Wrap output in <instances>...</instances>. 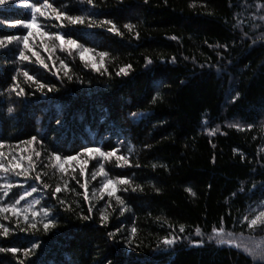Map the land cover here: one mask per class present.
Segmentation results:
<instances>
[{"label":"trees","instance_id":"trees-1","mask_svg":"<svg viewBox=\"0 0 264 264\" xmlns=\"http://www.w3.org/2000/svg\"><path fill=\"white\" fill-rule=\"evenodd\" d=\"M41 2L8 0L0 6V38L26 35L28 30L16 22L29 20L27 5ZM48 2L69 16L91 8L80 0ZM93 3L92 18L97 24L112 21L117 33L107 31L109 25L73 26L67 20L61 27L53 17L37 14L41 27L32 29L29 48L47 68L31 51H26L30 60L17 59L22 45L15 41L0 47L4 162L15 156L27 168V142L37 138L28 177L0 173V183L15 185L0 206L13 203L31 186L38 188L17 205L22 210L32 205L25 214L36 229L23 216L17 223L4 213L8 219L0 217V223L10 234H0V247L39 245L27 257L22 250L0 252V264H264L247 247L219 244L213 231L222 227L232 236L264 240V232L243 220L264 212V11L257 12L264 0ZM41 32H61L91 51H69L67 45L61 51L59 41ZM100 52L108 55L101 58ZM128 65L127 75H117ZM25 71L56 90L41 93L23 76ZM17 83L25 95L8 91ZM84 147L118 151L101 160L82 154ZM52 153L81 154L61 173ZM117 156L127 157L131 166H118L123 162ZM101 164L107 179L130 182L116 185L123 205L100 191L106 179ZM37 175L40 180L34 179ZM85 179L88 199L81 187ZM57 186L60 193H55ZM49 219L55 227L45 232L43 223ZM165 237H175L176 243L164 245Z\"/></svg>","mask_w":264,"mask_h":264},{"label":"snow or ice","instance_id":"snow-or-ice-1","mask_svg":"<svg viewBox=\"0 0 264 264\" xmlns=\"http://www.w3.org/2000/svg\"><path fill=\"white\" fill-rule=\"evenodd\" d=\"M80 2L82 4L91 6V8H88L87 10H85L84 14L71 15V16H69L65 12H62L59 9L53 7V5L48 2V0H42L41 3L28 4L27 7L31 9L30 19L27 21L16 22L18 25H22L24 28H26L28 30L27 34L24 36L13 35V36H7V37L0 38V47L5 46L6 43L11 44L13 41H15V42L22 45V48L19 49V51H18V56L16 57L17 59H19L21 61L30 60V57L28 55H26V51H31V55L36 57L39 64L43 65L44 68H47L48 65L45 63V61L43 59L40 58L39 54L35 51H32L29 48V37L32 36V34H33L32 29L41 27V25H39L37 23V14H39V16H41V17H49V16L53 17L55 20L61 22V27L63 26V21L67 20L68 24L73 25V26L87 24V26L91 28V27H96V26L102 27L104 25H109V27L107 28V31L114 32V33L118 32L116 25L112 21L102 20L99 22V24H97L96 21L92 18L94 15H96V12L94 11L95 5L93 3V0H80ZM6 3H8V0H0V6L5 5ZM89 12H91V15L88 14ZM124 27L131 30L133 26L131 24H125ZM41 35L49 36V39L54 40V41H59L60 42L59 46L61 48V51L66 50L64 45L68 46L67 50H69V51L71 49H80V50H82V52L91 51V49L84 48L82 45H80L76 39H72L70 36L68 38H66L65 35L61 32H56V33H52V34H49L47 32H41ZM137 37H138V33H137ZM175 38L176 37H173V39H175ZM261 38L264 39V36H262ZM45 51H48V49L46 48ZM98 55L101 58H103V57L107 56L108 53L100 52ZM81 58L83 59V56H81ZM49 59H51V57H49ZM173 59H175V58H173ZM148 63L150 64L151 60H149ZM61 64L63 65V61H61ZM63 67L65 69H67V65H63ZM93 67H95V65H93ZM130 67H131V65H128L125 68H121L120 72L117 73V75H127L128 74L127 69ZM22 74L28 81H33L34 83H36L38 85V91H40L41 93H44L45 95H46V93L44 92L45 89H47V92H53L56 90L54 85H48V84L40 83L39 81H34V78L32 76H30L27 71L23 72ZM65 75L68 76L67 71H65ZM68 79L70 80V79H72V77L68 76ZM13 80L15 81V77H13ZM18 88H19V85L17 83V84H14L13 86H11L8 91L15 93V95L17 97L25 95L24 89L19 88V90H17ZM7 111L9 114H11V113H13L14 109H13V107H8ZM132 115L135 116L136 114L133 113ZM56 123L60 124V121L57 120ZM36 139L37 138L35 136H33V137H31V139L27 143L32 144V143L36 142ZM3 147H4L3 143H0V149H2ZM117 151H118V149H112L111 151L106 152V151H102V149L100 147H84L81 150L82 154H87L89 157H91L93 159H95L97 156H99L101 158V160L116 156ZM80 154L81 153H78L77 155H67V156L62 157L60 154L52 153L51 158L54 159V161H55L54 167H57L61 173H64L66 171L64 168V165L67 164L69 161L77 160L78 156ZM35 155L37 157H39L40 153L36 152ZM4 158H5V153L3 151H0V173L5 174L4 178H7L8 174L14 175L15 177H21V176L28 177L29 172L34 170V165L32 163V157L31 156L27 157V160L29 162L27 168H22L20 161L16 160L15 156H13L12 160L7 162V163L4 162ZM116 159L118 161L123 162L122 164H118V166H120V167L131 166L129 160L125 156H117ZM86 163L87 162H85L84 166H82L80 169V174L82 176L85 175ZM137 167H139V165H137ZM99 171L102 175H104L106 177L104 183L101 186L100 191L106 192L109 197L115 196L117 202L120 205H123L124 201L119 196H116V192H117L116 185H127L130 182L126 178H120L117 180L107 179V173L104 172L102 164L100 166ZM96 175H97V173L93 172L92 173V179H95ZM34 179L40 180V176L37 175V176H35ZM73 179H75V177H73ZM76 182H77V184H79V180H77ZM13 187H15V185L11 182L0 183V194H2V195H0V201H2V199L4 197L9 196V193L11 192ZM44 187L47 188L49 186L47 184H45ZM81 187H83L85 189L84 199H88V196H87L88 180L87 179H85V182H84V184L81 185ZM37 191H38V188L36 186H31L29 191H26V192L20 194L19 198L15 199V201L13 203L0 206V217H3V219H8V217L4 216L3 214L4 213H11L12 216L17 218V223H19L20 217L23 216L24 222L26 224H29L28 215L25 213L28 211V209L31 208L32 205L31 204L27 205L23 210L18 208L17 205H20L21 201H24L26 199V197H31L33 195V193H36ZM61 191H62L61 187L57 186L55 188V193H60ZM124 191H127V188H124ZM133 191H135V189H133ZM187 191L191 192V189H187ZM193 195H194V193H193ZM33 203H39V201L34 200ZM61 203H63V201H61ZM124 210L125 209H123V208L121 209V215L123 214ZM88 211L89 212L92 211L91 206H89ZM45 214L47 215V209H45ZM31 215L33 217H35V216L39 215V213L32 212ZM84 218L88 219L89 217H84ZM262 218H264V212H261L259 214V216L255 217L251 220H249L247 216H244L243 220L247 221L248 228L254 229V230L259 229L261 232H264V220H262ZM107 219H108V217L106 215L101 216L102 222L107 221ZM29 226L32 229H36L37 224L33 222V223H30ZM53 227H55L54 219H49V220H47V222L43 223V229L45 230V232H47L50 228H53ZM24 230L27 231V229H24ZM179 230H180V232H184V227L181 226ZM136 231L137 230L135 227H133L131 229V233L133 235H135ZM213 231L216 233V236L219 238L218 239L219 244L228 243L227 239H223L220 237H224L226 235L230 239L232 236V233L226 234L222 227L219 230L213 229ZM0 234H2L4 237H7L10 234V229L8 227H6L4 224L0 223ZM196 234L198 236L201 234L199 228L196 229ZM109 235H111V233H109ZM175 243H176L175 237H172L171 239L165 237V239L163 240V244L166 246H172ZM37 247H39L38 244H33L31 248H24V249H20V248H16V247H13V248L0 247V252H11V253L15 254L18 251L22 250L24 255L27 257L33 251V249H35ZM237 247H238V245H237ZM249 251H250V254H252V255L259 254L260 258L264 259V246L258 245V246H256V249L249 250ZM21 264H22V262H21Z\"/></svg>","mask_w":264,"mask_h":264},{"label":"rangeland","instance_id":"rangeland-1","mask_svg":"<svg viewBox=\"0 0 264 264\" xmlns=\"http://www.w3.org/2000/svg\"><path fill=\"white\" fill-rule=\"evenodd\" d=\"M264 11V8H261V6H257V12L258 14H262ZM263 19V18H262ZM33 144H30L27 148V153L26 156H32V151H33ZM227 234V233H226ZM216 235V234H215ZM223 239H227L229 243L235 248H246L248 250H253L256 249V246H264V240L261 237L258 236H231L229 239L226 235L224 237H220ZM238 245V247H237ZM256 256L259 257V254H256Z\"/></svg>","mask_w":264,"mask_h":264}]
</instances>
